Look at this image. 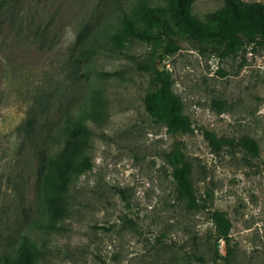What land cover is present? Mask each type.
<instances>
[{
  "label": "rangeland",
  "instance_id": "374dc122",
  "mask_svg": "<svg viewBox=\"0 0 264 264\" xmlns=\"http://www.w3.org/2000/svg\"><path fill=\"white\" fill-rule=\"evenodd\" d=\"M138 1L12 0L1 17L0 255L28 237L40 249L36 264H264V45L222 57L213 42L184 38L159 61L153 43L113 44ZM223 4L192 0V11L205 21ZM140 63L170 71L191 130L171 132L147 112L151 70ZM94 90L104 111L86 119L91 133L77 153L92 167L72 175L68 213L48 229L45 163L22 122L42 97L47 124L36 137L42 155L53 154L59 123ZM211 132L234 142L216 144ZM244 135L258 155L237 143ZM175 146L192 171L193 208L163 155Z\"/></svg>",
  "mask_w": 264,
  "mask_h": 264
},
{
  "label": "trees",
  "instance_id": "16d2710c",
  "mask_svg": "<svg viewBox=\"0 0 264 264\" xmlns=\"http://www.w3.org/2000/svg\"><path fill=\"white\" fill-rule=\"evenodd\" d=\"M11 1L0 0V35L1 17ZM120 17V26L110 36L112 43L122 46L132 39L153 43L160 48V51L155 49L152 53L159 61L179 50L184 38L211 41L215 46L213 51L222 57L245 55L249 47L264 45V3L256 0H224L221 7L206 14L205 21H201L193 13L192 0H159L156 3L139 0L131 12ZM140 66L151 70L152 88L143 97L147 112L171 132L191 130V119L184 112L181 99L172 89L173 79L170 71L164 65L152 67L140 63ZM45 110H48L47 103L39 97L22 122V129L45 163L41 183L47 220L42 225L55 229L57 223L68 213L66 193L72 175L92 167L88 156L79 158L77 155L79 143L91 133L86 119L102 115L104 107L101 94L94 90L90 102L83 108L77 107V110L81 111L76 117L67 115L59 123L57 135H52V139L57 143L56 151L44 156L36 134L38 129L43 131L46 128L47 123L39 120ZM209 138L216 144L234 142L233 138L217 137L212 132ZM236 141L249 153L259 154L260 146L253 136L244 135ZM163 155L173 167L176 189L185 204L191 208L198 206L192 171L182 149L175 146L169 151H164ZM262 167L264 170V160ZM221 225L225 226L224 221H220ZM223 235L224 232L219 233V237ZM39 254L37 242L24 237L16 251L0 255V264H36Z\"/></svg>",
  "mask_w": 264,
  "mask_h": 264
}]
</instances>
